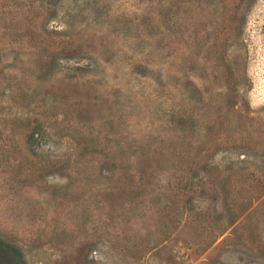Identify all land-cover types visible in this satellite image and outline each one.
<instances>
[{
  "label": "rangeland",
  "instance_id": "obj_1",
  "mask_svg": "<svg viewBox=\"0 0 264 264\" xmlns=\"http://www.w3.org/2000/svg\"><path fill=\"white\" fill-rule=\"evenodd\" d=\"M0 242L264 264V0H0Z\"/></svg>",
  "mask_w": 264,
  "mask_h": 264
},
{
  "label": "flooded vegetation",
  "instance_id": "obj_2",
  "mask_svg": "<svg viewBox=\"0 0 264 264\" xmlns=\"http://www.w3.org/2000/svg\"><path fill=\"white\" fill-rule=\"evenodd\" d=\"M0 264H24L21 253L14 247L0 242Z\"/></svg>",
  "mask_w": 264,
  "mask_h": 264
},
{
  "label": "trees",
  "instance_id": "obj_3",
  "mask_svg": "<svg viewBox=\"0 0 264 264\" xmlns=\"http://www.w3.org/2000/svg\"><path fill=\"white\" fill-rule=\"evenodd\" d=\"M70 55V54H69ZM36 128L35 127H27L25 128V131L23 132L22 136H23V140L25 141V143H28L32 140H35L36 138Z\"/></svg>",
  "mask_w": 264,
  "mask_h": 264
}]
</instances>
